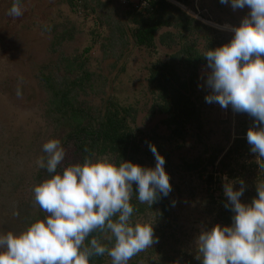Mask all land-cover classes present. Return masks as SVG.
<instances>
[{
  "label": "rangeland",
  "instance_id": "374dc122",
  "mask_svg": "<svg viewBox=\"0 0 264 264\" xmlns=\"http://www.w3.org/2000/svg\"><path fill=\"white\" fill-rule=\"evenodd\" d=\"M84 1L86 6L70 9L64 0H19L23 15L14 17L8 13L15 0H0V235L25 230L34 214L36 220L47 215L40 208L41 211L37 212L33 192L34 186L52 175L36 163L42 156L47 160L43 151L45 142L59 139L65 150L58 172L80 160L74 139L64 135L63 126L58 124L60 121L48 110L49 94L38 76L41 70L50 73L55 80L63 77L72 79L76 72H65L59 57L73 55L85 60L82 69L90 74V84L79 91L77 100L78 105L92 117L97 116L100 120L110 101L130 104L134 121L129 123L134 127L136 136L139 137L136 130L147 132L153 129L158 136L166 133L159 124L162 116L149 114L151 101L145 67L156 58H166V54L176 49L177 45L168 49L155 42L154 49L149 51L132 43L129 36L132 26L126 21L124 10L127 2L141 6L142 0ZM176 4L203 23L230 33L232 37L234 33L228 27L234 26L232 22L240 23L250 11L247 7L233 10L230 3L222 4L220 0H190L191 8ZM201 13L211 17H203ZM215 17L223 22L216 23ZM65 19L71 36L67 35L62 42L51 45L54 31L50 26ZM118 25L124 30L125 37L120 34ZM200 43L202 41H197L198 46H201ZM54 62L58 63V69ZM209 72L208 66H200L195 85L194 100L200 109L203 132L199 139L186 135L183 145L170 151L171 164L164 165L172 188L166 196L169 216L153 224L160 237L152 246L158 247L152 254L142 256L143 260H134L133 264H202V260L197 259L200 253L196 240L202 230L214 226V217L206 213L202 194L213 192L217 195L220 190L227 198L225 184L232 183L234 189L241 187L234 178L240 170L238 165L246 164L249 158L258 159L255 153L248 151L230 162L229 166L233 168L230 176L226 173L227 168L220 172L216 169L213 175L219 178L214 183L218 189L212 191L209 189L213 187L206 188L199 182L196 173L189 174L176 167L180 159L201 152L202 144L210 150L215 146L225 149L237 133H247L253 125V118L246 113L234 112L231 106L225 109L218 103L206 102L205 97L210 92L206 86ZM208 152L203 156L206 157ZM249 192L252 193V187L246 182L240 197L242 202L251 203ZM233 215L232 211L231 217ZM144 217H136L133 222L154 221L151 217ZM164 220L167 221L165 225ZM218 224L232 223L219 221ZM102 264H112L111 258L108 256Z\"/></svg>",
  "mask_w": 264,
  "mask_h": 264
},
{
  "label": "clouds",
  "instance_id": "9594fccd",
  "mask_svg": "<svg viewBox=\"0 0 264 264\" xmlns=\"http://www.w3.org/2000/svg\"><path fill=\"white\" fill-rule=\"evenodd\" d=\"M220 2L230 3L233 10L247 7L250 11L238 26L228 27L234 33L230 42L204 54L210 69L206 80L210 92L205 99L252 117L247 142L252 153L264 158V0ZM8 14L23 15L19 0ZM149 148L154 168L125 160L117 163L115 157L104 154L86 156L82 163L58 172L65 150L59 139L45 142L47 160L42 156L36 163L52 175L34 186L33 192L35 203L47 215L19 233L0 235V264H90L91 257L104 254L112 264H128L152 247L158 242L155 221L133 223L131 219L133 184L139 203L150 207L160 196H167L172 186L165 158L154 144ZM240 184L239 189L232 183L224 186L225 207L234 213L232 224H216L197 237V259L202 264H264V182L256 186L258 195L251 203L241 201L244 181ZM102 239L114 243L109 247Z\"/></svg>",
  "mask_w": 264,
  "mask_h": 264
},
{
  "label": "trees",
  "instance_id": "16d2710c",
  "mask_svg": "<svg viewBox=\"0 0 264 264\" xmlns=\"http://www.w3.org/2000/svg\"><path fill=\"white\" fill-rule=\"evenodd\" d=\"M142 1L141 6L127 2L124 10L126 21L132 26L129 29L132 43L138 48L149 51L154 49L155 42L168 49L177 45L176 49L166 54V58H156L145 67L146 84L151 101L148 107L149 114L162 116L159 119V124L164 127L166 133L158 136L153 129L147 132L136 130L139 137L136 136L133 132L134 127L132 128L129 123L134 121V111L130 104L121 105L110 101L109 108H106L100 120L97 119V116L92 117L88 111H84L78 105L77 95L79 91H83L87 85L89 86L90 74L83 71L82 66L85 60L78 59V56L64 55L58 58L65 72L72 70L76 72L72 79L63 77L60 80H55L52 79L50 73L38 71L39 79L49 94L48 110L55 115L57 121H60L58 124L63 126L64 135L74 139L75 150L80 153L79 163H82L86 156L110 154L115 157L117 163L125 160L145 167H151V165L153 167L156 161L150 151L149 144H154L158 152L165 158L166 166L171 164L170 151L182 146L186 135H194L199 139L203 132L200 109L194 100L197 71L200 66H207L204 54L210 49L230 42L232 34L203 23L176 4L191 8L190 0ZM64 2L70 9L79 5H87L84 0H64ZM206 13L200 15L211 17ZM66 21L65 19L61 23L50 26L54 31L51 45L62 42L67 35L71 36V30ZM215 22L222 23L223 20L215 17ZM232 24L238 26L240 23L232 22ZM56 26L60 29L56 30ZM118 28L120 34L126 36L120 25ZM199 40L202 41L201 46L197 45ZM54 65L58 69V63L54 62ZM246 134V132L237 133L225 149L222 146H215L210 150L205 144H202L201 152L193 154L189 158L180 159L176 167L189 172V174L196 173L199 182L205 184L206 188L213 187L209 190L218 189L214 185L215 181H219V178L213 175L215 170L220 172L227 168L226 173L230 176L233 171V168L229 166L230 162L235 161L237 156H243L251 151ZM206 151L209 152L204 157L203 153ZM258 160L259 163L264 164V158L258 157ZM257 161L249 158L246 164L238 165L240 170L234 177L239 183L243 180L244 183L247 182L252 187V193L249 192L250 202L258 195L256 187L258 182H264V168H260ZM254 180L258 182L254 183ZM136 188L137 186L133 184L130 201L134 207L132 222L139 216L151 217L155 222L169 216V201L166 196H160L150 207L147 204L139 203L138 193L135 192ZM245 191L247 192V190ZM212 193L206 192L201 196V199L206 203V213L214 217V225L219 221L224 224L232 223L231 208L225 207L228 203L227 198L221 194L220 190L217 195ZM39 208L38 205V213L41 211ZM36 218L34 214V217L29 221L30 224ZM164 221L163 225L167 223L166 220ZM156 233L155 230L154 236L158 239L160 236ZM92 235L96 236L99 233ZM91 238L90 236L85 243L88 244ZM101 243L108 244L110 247L114 241L109 242L102 239ZM157 247H149L132 257L133 260L130 261V264H133L136 259L143 260L142 256L152 254ZM107 257V254L93 256L90 258V264H102Z\"/></svg>",
  "mask_w": 264,
  "mask_h": 264
}]
</instances>
